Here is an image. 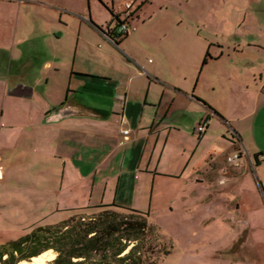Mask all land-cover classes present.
<instances>
[{"label": "rangeland", "instance_id": "obj_1", "mask_svg": "<svg viewBox=\"0 0 264 264\" xmlns=\"http://www.w3.org/2000/svg\"><path fill=\"white\" fill-rule=\"evenodd\" d=\"M52 3L83 10L87 21L90 15L99 25L105 26L111 20L109 11L97 0H0L1 26L13 29L17 25L23 39L12 52L6 49L7 58L0 59V94L3 82L9 88L7 93L11 91L10 79L19 70L23 82L39 75L40 65L50 54V49L46 50V33L48 28L55 27L53 21L48 22L53 9L46 4ZM131 12L128 45L136 44L135 33H138L137 43L148 45L150 49L187 45L183 60L176 67L181 68V72L202 76L201 83L210 77L218 103L223 101L221 93L242 99L240 96L244 93L235 94L226 80L228 75L241 77L238 71L244 69L236 64L251 58L259 62V108L256 110L254 104L249 103L253 113L241 121L233 118L232 123L252 126L246 145L264 146L261 135L264 128L260 127L264 126V0H135ZM37 33L43 36H36ZM249 44L253 46L248 48ZM171 48L181 56L179 47ZM239 50L243 52L238 53ZM207 51L218 59L202 65ZM249 52L254 57H250ZM5 100L10 101L9 95ZM38 101L26 98L16 109L13 105L4 109L2 129L20 128L21 133L17 140L0 141V244L27 233L35 223L54 224L65 219L70 212L63 209L72 202L64 203L63 196L78 192L71 187L58 195L62 179L55 176L60 175L62 153L66 151L61 142L50 146L30 134L29 127L38 118ZM1 102L0 95V107ZM222 108L229 117L239 114L235 107ZM234 141L241 145L238 138ZM214 145L220 153L219 157L214 156L216 162H225L226 168L219 172L208 171L207 178L201 181L189 175L163 181L151 194H144V202L140 201L142 194L133 196L134 208L131 209L148 212V224L160 238L157 243L153 241L156 244L149 254V260L155 264H264V191L260 189L262 185L264 190V162L254 166L250 154L252 168L243 158L241 166L232 170L233 165L227 166L225 160L232 148L225 142ZM150 181H147L148 191ZM166 250L168 253L164 254Z\"/></svg>", "mask_w": 264, "mask_h": 264}, {"label": "crops", "instance_id": "obj_2", "mask_svg": "<svg viewBox=\"0 0 264 264\" xmlns=\"http://www.w3.org/2000/svg\"><path fill=\"white\" fill-rule=\"evenodd\" d=\"M123 1L110 0L109 5L97 0L111 10V19L113 14L124 18ZM46 5L53 9L48 22L55 24L46 33L49 57L40 65L39 75L32 81L23 82L19 70L10 79L8 93L9 88L3 82L0 141L17 140L21 133L20 128L2 129L4 109L12 105L16 109L22 99H39L38 118L29 127L30 134L50 146L61 142L66 151L62 153L60 175L55 176L62 179L58 195L71 187L78 191L67 193V196L65 193L62 201L72 203H67L64 211L100 204L134 208V195L142 194L140 201L144 202V194H151L163 181L179 180L188 175L201 181L207 178L208 171L219 172L226 168L225 162H216L214 158L220 154L215 150V143L225 142L232 148L226 154V162L233 153H241L236 162H228L227 166L233 165L230 166L232 170L241 166L243 158L252 168L250 154L253 158L257 156L254 166L262 165L264 146L246 145L252 126L232 123L233 118L241 121L253 113L249 103L254 104L256 110L259 108V62L255 59L236 64L244 69L238 71L241 77H226L235 94L244 93L240 96L242 99L221 93L223 101L218 103L210 77L201 83L202 76L181 72L182 69L176 67L181 64L187 45L150 49L148 45L137 43L138 33L133 34L135 45L126 42L128 33L113 45L93 25L104 30L109 23L99 25L90 15L87 21L83 10L68 9L56 3ZM35 35L43 36L41 33ZM20 36L17 25L6 29L0 24V59L7 58V48L12 52L16 45H21ZM251 46L249 44L248 48ZM171 47H179L181 56ZM251 52L250 57H254ZM217 59L207 51L202 65ZM17 64L20 68L19 61ZM245 67L249 69L247 72ZM7 95L9 102H5ZM222 106L235 107L239 114L229 117ZM203 121L207 125L198 133L196 128ZM120 128L131 130L129 140L122 146L118 143ZM261 135L264 137V132ZM236 138L241 145L234 141ZM262 141L264 143V138ZM148 180H151L149 191Z\"/></svg>", "mask_w": 264, "mask_h": 264}, {"label": "trees", "instance_id": "obj_3", "mask_svg": "<svg viewBox=\"0 0 264 264\" xmlns=\"http://www.w3.org/2000/svg\"><path fill=\"white\" fill-rule=\"evenodd\" d=\"M67 211L70 215L57 223H35L27 233L1 243L0 264L29 261L47 250L55 256L45 264H155L149 254L160 238L148 224V212L116 204Z\"/></svg>", "mask_w": 264, "mask_h": 264}, {"label": "built area", "instance_id": "obj_4", "mask_svg": "<svg viewBox=\"0 0 264 264\" xmlns=\"http://www.w3.org/2000/svg\"><path fill=\"white\" fill-rule=\"evenodd\" d=\"M133 0H124L122 5H121V13H123L124 18L121 19L120 21H118L116 30H115V34H113L111 32V30L109 29V27L104 28V30H102L103 32V36L106 38V40H108L109 42H111L113 45H115L117 42L116 40L120 37V36H124L128 33V28L130 25V6L132 4ZM118 15V14H116ZM207 125L206 121L200 122L196 128V131L198 133L202 132L205 127ZM230 135H232V132H230ZM119 145H124L128 140L129 137L131 136V130L129 128H120L119 129ZM240 152H235L233 153L231 156L227 157V161L228 162H236L237 159H239L240 157ZM263 158V157H260Z\"/></svg>", "mask_w": 264, "mask_h": 264}, {"label": "bare ground", "instance_id": "obj_5", "mask_svg": "<svg viewBox=\"0 0 264 264\" xmlns=\"http://www.w3.org/2000/svg\"><path fill=\"white\" fill-rule=\"evenodd\" d=\"M55 255L52 250L44 251L38 256L32 257L30 261H20L18 264H44L45 260L53 258Z\"/></svg>", "mask_w": 264, "mask_h": 264}, {"label": "flooded vegetation", "instance_id": "obj_6", "mask_svg": "<svg viewBox=\"0 0 264 264\" xmlns=\"http://www.w3.org/2000/svg\"><path fill=\"white\" fill-rule=\"evenodd\" d=\"M130 18H132V12H131V10H130V17H129V20H130ZM120 20H121V19H120V17H119V14H118V15L113 14V17H112V19H111L109 25L107 26V27H109V29L111 30V32H112L113 34H115V30H116V27H117L118 21H120ZM124 36H125V35H124ZM124 36H120L118 39H120V38H122V37H124ZM118 39L116 40V42L118 41Z\"/></svg>", "mask_w": 264, "mask_h": 264}]
</instances>
